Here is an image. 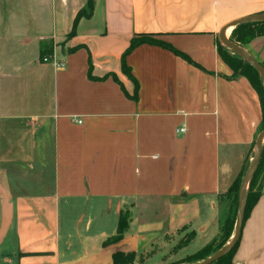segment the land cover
<instances>
[{
	"label": "crops",
	"instance_id": "crops-1",
	"mask_svg": "<svg viewBox=\"0 0 264 264\" xmlns=\"http://www.w3.org/2000/svg\"><path fill=\"white\" fill-rule=\"evenodd\" d=\"M10 1L0 0V264H113L116 251L154 247L176 262L216 245L262 118L218 33L264 0ZM5 15L24 28L11 33ZM140 34L179 54L127 51ZM46 41L62 66L40 60ZM240 46L262 63L264 35ZM123 214L121 239L105 243ZM183 228L193 237L170 251ZM232 264H264V189Z\"/></svg>",
	"mask_w": 264,
	"mask_h": 264
},
{
	"label": "trees",
	"instance_id": "trees-1",
	"mask_svg": "<svg viewBox=\"0 0 264 264\" xmlns=\"http://www.w3.org/2000/svg\"><path fill=\"white\" fill-rule=\"evenodd\" d=\"M90 7H91V3L89 2L88 8ZM87 15H88V11L86 9L79 10L74 18L72 30L74 29V26L76 22L78 21V19L83 16H87ZM72 33L73 31H71L69 35H71ZM259 35H264V21L238 24L232 28L229 38L231 41L237 43L238 45H242L250 41L252 38L259 36ZM141 43L157 44L162 47H166V48L173 50V48L169 44L156 39L154 35L140 34L131 39L129 46L127 48V51ZM217 49H218V53L221 59L232 69L233 75L244 76L245 78H247L251 86L256 90L258 97H259L260 106H261V117H262L261 125H260V131H261L262 129H264V86H263L262 80L257 70L250 64L244 62L242 58H240L237 54L230 52L228 48L222 45L220 42L217 43ZM51 52H52L51 48L43 49V47L41 46L40 53H39L40 58L43 57L45 54L51 53ZM173 52L178 53L175 50H173ZM182 56L185 57L184 55ZM186 59L190 62L188 58ZM261 65L264 67V59ZM122 70L124 72H127V67L124 64V61H122ZM248 164H249V161H247L245 166L242 167L240 173L235 178V180L232 182V184L230 185V187L228 188L226 192V195L231 199V216L227 217V219L225 220L222 226V234H221L220 242L216 245H213V244L206 245L200 248L199 250H197L196 252L185 256L183 259H181L179 262L175 264L190 263V262L201 260L207 257L208 255H210L211 253H213L218 248H220L230 238L232 231H233L234 222H235V210H233L232 212V209L233 207L236 206L239 185H240L241 179L243 177V174ZM263 183H264V142L262 144L261 155H260V159L258 161L257 167L248 183V188H247L246 197H245V209H244L243 222L248 217L251 209L257 203L259 197L261 196ZM126 224H127V215L123 214L119 218L116 235L109 238L105 243L120 240L122 237L123 231L126 227ZM193 235L194 233L190 231L189 234L183 237L175 247L180 248V247L185 246L188 243V241L193 237ZM238 241L235 244V246L227 254L217 259L213 263L214 264H232L233 254L236 250ZM134 260H135L134 252L124 253L121 251H116L112 254L113 264H133Z\"/></svg>",
	"mask_w": 264,
	"mask_h": 264
},
{
	"label": "water",
	"instance_id": "water-1",
	"mask_svg": "<svg viewBox=\"0 0 264 264\" xmlns=\"http://www.w3.org/2000/svg\"><path fill=\"white\" fill-rule=\"evenodd\" d=\"M262 21H264V12L255 13L252 15H248V16L235 19L221 28V30L218 33V39L222 45L230 49L233 53L237 54L240 58H242L244 62L250 64L257 70L262 80L263 86H264V67L261 65V63H258L257 61H255L243 48H241L240 45L231 41L230 38L225 35V31L229 27L233 28L238 24H243V23H248V22H262ZM263 141H264V129H262L256 136L253 150H252L251 159L249 161V164L243 174V177L239 185L238 198H237V203L235 207V222H234V227H233V231H232L230 238L226 241L225 244H223L220 248L215 250L213 253H211L207 257L201 260L195 261V262L179 263V264H211L217 259L227 254L235 246V244L239 240V236H240L241 228L243 224L245 197H246V191L248 188V183L260 159ZM7 220H8V215H5L4 220H3V225H2V231L6 227ZM169 264H175V263H169Z\"/></svg>",
	"mask_w": 264,
	"mask_h": 264
},
{
	"label": "rangeland",
	"instance_id": "rangeland-1",
	"mask_svg": "<svg viewBox=\"0 0 264 264\" xmlns=\"http://www.w3.org/2000/svg\"><path fill=\"white\" fill-rule=\"evenodd\" d=\"M11 3H12V0L10 1ZM1 13V12H0ZM5 13H8V12H5ZM2 15V14H1ZM3 16V15H2ZM1 18V17H0ZM12 16H7V15H5V19L8 21L9 20V24H10V22L12 23L11 24V28H8V29H10L11 30V33H15L14 31H19V29H23L24 28V22H22L21 23V21H20V19L21 18H19L17 15H15V17L14 18H12ZM4 19V20H5ZM18 20V21H17ZM3 21V18H1V22ZM14 22H15V24H14ZM8 29L6 30V31H8ZM3 29H2V27H1V29H0V31H2ZM21 33V31L20 32H17V35H19ZM230 33H231V31H230ZM2 37H1V39H6L7 37H5V35L3 34V35H1ZM229 37H230V34H229ZM41 46L43 47V49H53V43L51 42V41H46V42H43V43H41L40 44V48H41ZM32 52V51H31ZM44 56H46V57H48V58H51V57H53L54 58V60L56 59V57H54L53 56V53L51 52V53H47V54H45ZM43 56V57H44ZM43 57H41L40 58V60H42L43 61ZM50 63H52V61L50 62ZM236 207V206H235ZM235 207H233V209H232V212H233V210H235ZM232 217H233V215H232ZM177 234V233H176ZM175 234V235H176ZM189 234V231L187 230V229H184V230H180V232H179V234H177L178 236H177V238H176V241L177 242H179L183 237H185L186 235H188ZM171 236H173V235H171ZM171 236H169V237H171ZM168 237V236H167ZM168 237V238H169ZM181 238V239H180ZM220 239H221V237H220ZM219 242H220V240H219ZM218 242V243H219ZM217 243V244H218ZM178 243H175V246L177 245ZM174 245H173V247L170 249V251H173L174 249H176V247H175ZM156 249V247H154L153 249H148V250H146V251H141V252H139V253H137V254H135V260H134V263L133 264H168V263H177V262H179L180 260H178V261H176V262H168V261H165V262H163V261H160L159 260V257L158 258H156V257H153V253H155V250ZM160 261V262H157V261Z\"/></svg>",
	"mask_w": 264,
	"mask_h": 264
},
{
	"label": "built area",
	"instance_id": "built-area-1",
	"mask_svg": "<svg viewBox=\"0 0 264 264\" xmlns=\"http://www.w3.org/2000/svg\"><path fill=\"white\" fill-rule=\"evenodd\" d=\"M43 61H44V62L52 61L53 64H54L56 67H59V66H62V65H63L62 62H60V61H59V62L55 61L53 57L48 58V57L44 56V57H43ZM77 122L80 123L81 121H80V120H77ZM178 131H179V132H183V131H184V128H179ZM263 189H264V183H263V185H262V190H263Z\"/></svg>",
	"mask_w": 264,
	"mask_h": 264
},
{
	"label": "bare ground",
	"instance_id": "bare-ground-1",
	"mask_svg": "<svg viewBox=\"0 0 264 264\" xmlns=\"http://www.w3.org/2000/svg\"><path fill=\"white\" fill-rule=\"evenodd\" d=\"M231 30V27H229L226 31H225V34H227L228 32H230Z\"/></svg>",
	"mask_w": 264,
	"mask_h": 264
}]
</instances>
